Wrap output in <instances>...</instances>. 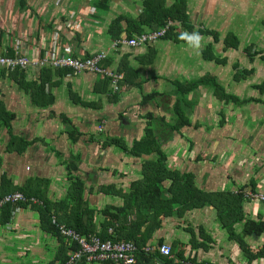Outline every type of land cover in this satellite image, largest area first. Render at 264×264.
I'll return each instance as SVG.
<instances>
[{"label":"crops","instance_id":"0c3cea01","mask_svg":"<svg viewBox=\"0 0 264 264\" xmlns=\"http://www.w3.org/2000/svg\"><path fill=\"white\" fill-rule=\"evenodd\" d=\"M165 1L168 6L174 2ZM98 2L0 0V57L16 41L24 43L29 57L58 50L63 56L87 58L106 51L111 61L108 68L115 70L127 58L141 79L139 87L120 86L117 101L111 103L113 93H101L99 76L68 72L46 86L54 101L42 108L0 68V191L26 186L28 194L42 191L44 199L56 205L50 210L56 221L71 213V207L60 204L67 198L72 179L78 178L85 185V204L95 210V231L100 232L109 220L102 211L115 214L123 206V198L114 192L127 193L130 184L142 178L143 161L153 156L130 157L121 149L103 148V139L90 138L95 137L98 119H102L105 132L115 128L110 137L130 146L143 135L149 113L155 118L156 133L169 137L162 147L168 169L194 174L197 188L209 194L264 192V91L260 89L264 82V0H186L191 24L216 33L219 39L197 35L195 29L189 33L195 41L189 44L161 40L151 45L155 59L144 66L139 60L145 61L147 46L112 51L113 41L107 35L108 24L116 16L141 14L142 0H109L106 7ZM228 34L236 42L226 47L223 40ZM208 45L220 63L203 59ZM207 74L233 99L220 101L212 88H197L187 98L191 109L185 108L190 125L173 134L165 125L175 121L172 82L193 81ZM25 75L27 81L39 80V70L27 69ZM153 93L159 97L141 107V98ZM78 100L95 103L96 108L82 107ZM201 118L211 121V126H203ZM69 126L80 133L74 143L67 134ZM203 129L205 138L211 139L208 147L188 148L187 133L199 135ZM70 163L77 169H70ZM3 179L10 184L1 189ZM109 186L113 189L100 192ZM239 214L243 218L235 217L240 221L229 228L219 222L213 206L164 217L146 243L145 248L152 249V263L141 259L137 264H176L179 258L196 264H264V258H247V253L256 254L264 247V233L253 236L246 228L247 222L264 224V203L242 200ZM41 220L34 205H20L7 221L0 212V264H62L65 257L70 258L72 244L44 230ZM133 220L122 214L115 227ZM115 227L109 226L107 232L113 233ZM162 244L172 248L171 258L159 254L157 247Z\"/></svg>","mask_w":264,"mask_h":264},{"label":"trees","instance_id":"16d2710c","mask_svg":"<svg viewBox=\"0 0 264 264\" xmlns=\"http://www.w3.org/2000/svg\"><path fill=\"white\" fill-rule=\"evenodd\" d=\"M108 2L109 0H99L98 3L101 5L100 7H106ZM169 21L173 22L174 26L169 27L166 35L161 40H172L177 44H189L195 41V37H191L189 35V33L191 34L195 31V27L191 24L189 19L186 0H174L170 6L167 5L165 0H142V13L136 18L122 15L116 16L108 24L107 35L112 41L119 40L123 35L127 39H131L146 32L159 30L165 27ZM196 31L197 35L207 34L212 36L214 41L219 39L216 33L208 30L198 28ZM231 40L234 41L232 42ZM223 42L227 47L236 42V39L232 34H228L225 36ZM151 47V45L147 46L145 61L142 57L140 59L143 62L139 60L143 66L151 65L155 59L156 51ZM15 55L14 49L8 47L2 54V57H14ZM202 56L203 59L208 62L213 61L215 63H220L221 61L211 51V45H208L203 49ZM72 57L76 58L75 56ZM89 57L91 56H88L87 58ZM101 65L103 67H109L111 65L110 59L103 62ZM4 71H8L9 76L13 78L19 89H24L25 92L29 93L32 102L42 108L52 105L54 101L53 96L46 90V86L52 84L54 78L71 72L67 69H52L50 67H44L39 70V80L31 82L25 79L26 70L15 69L13 71H9L4 69L2 72L5 73ZM115 71L121 76L120 86H140V74L131 67L127 58L117 64ZM99 79L100 81L98 83L102 87L101 93L105 95L111 94L112 90L109 80L105 78ZM172 85L175 88L173 94L176 99L172 110V113L175 115V121L173 124L165 125L173 134H177L183 127L190 125L185 108L187 110L191 109L192 105L187 98L188 95L191 92H194L197 88L203 86L212 88L214 96H216V98L220 101L227 102L229 99H233L225 93L223 88L218 84L217 80L210 74L193 81L182 83L172 82ZM262 86L263 87L260 89L261 91H264V82ZM117 93L112 94V99H110L111 103L117 101ZM73 97H75L74 101H76V96ZM157 97H159V94L157 93L147 95L141 98L140 103L142 106L147 105ZM79 104L82 107L87 106V108H96L95 103H84L80 101ZM120 117L122 116L120 115ZM145 119L146 126L144 128L143 135L139 139L134 140L130 146L126 144L124 140L117 139L115 137L108 136L107 138H103V148L115 147L121 149L124 153L134 158L153 156V159L143 161L141 169L142 178L132 182L127 193H123L121 191L114 192L118 193L123 198V206L117 209L115 214H109L108 211H102L105 217H109L106 226H103L100 232L95 231V226H93L94 223H92L93 216H95V210H89L87 204H85V185L78 178L72 179L67 198L60 204V206H65L66 208L69 207V209L71 207V213L68 217H66L67 219L63 218L61 220H56L57 225L63 224L66 228L72 229L82 236H97L102 241L111 240L113 242H133L138 249V252L135 255V264L139 263L141 259L145 262L152 263L154 256L152 254L145 253L144 249L146 247V243L151 239L152 233L159 229L162 218L172 215L181 216L184 212H188L189 210L213 206L218 213L219 222H221L226 228H229L232 224L238 222L239 219H235V217L240 216L241 219L243 218L239 214L240 202L242 200L245 201L242 194L233 195L227 192L221 194H209L203 192L195 185L194 174L181 173L176 170L168 169L166 165L167 156L163 152L162 147L163 143H165L164 141H166L169 137H164V135L159 132L156 133L157 129L153 126H156L157 124H154L155 118L153 114L148 113ZM62 121L65 126L69 125L68 121H65L64 118ZM101 121L102 119H98L99 123ZM161 121L164 122L165 120L161 119ZM69 127L71 128V126ZM102 133L104 132H99V136L103 135ZM67 134L72 143L76 142L80 136V133L73 128H71V132L69 131ZM71 135H75L77 138L72 139L70 137ZM93 139L95 138L91 136L90 140ZM172 140L173 138L170 141ZM68 167L74 170L77 169L73 163H70ZM9 184L8 180L3 179L1 189H3L5 185L8 186ZM27 188L28 186L20 189L11 188L9 190H1L0 198L18 191L29 199H35L37 201L35 204L27 203L21 205H34V207H36L41 213L42 228L47 232L57 234L58 237H61L57 227L51 222L53 216L51 217L50 210H55L52 209V207L56 205L48 203L44 199L42 191H39L37 194H28ZM111 189H113L111 186L101 187L100 192L106 194L108 190ZM11 211V205H6L0 209V212L4 213V221H7L9 216H11ZM54 212L56 214V211ZM122 214L126 219L129 215L133 216L134 220L130 224L125 223L123 227L116 228L115 223L118 224ZM109 226L115 227L113 233L111 234L107 232V228ZM141 228L144 229L142 232H140ZM246 228L249 229V233L253 236H259L264 233V224L262 223L247 222ZM72 246L71 251H76L77 247L75 245ZM247 258L249 259L248 261L256 258H264V247L256 254L247 253ZM68 260L69 257H65L62 264H66ZM180 260L184 261L182 258H179V261ZM191 263L196 264L192 261ZM169 264H173V262H169Z\"/></svg>","mask_w":264,"mask_h":264},{"label":"built area","instance_id":"2783aa9c","mask_svg":"<svg viewBox=\"0 0 264 264\" xmlns=\"http://www.w3.org/2000/svg\"><path fill=\"white\" fill-rule=\"evenodd\" d=\"M174 23L169 21L165 27L140 34L131 39L125 36L111 43L110 49L117 51L119 48H142L159 42ZM20 42L14 43V57H0V68L13 71L15 69L40 70L44 67L52 69H67L73 74H91L109 80L113 93L120 90L121 76L111 68L103 67L101 64L107 59V52L100 51L89 58H74L72 56H63L58 50H53L39 57H29L26 48H21ZM26 52V53H25ZM103 131V126L98 128V132ZM245 200L264 203V192H241ZM37 203L33 198L29 199L20 192L8 194L0 198V209L6 205L12 206L11 217L15 214L16 208L21 204ZM42 205V204H41ZM52 224L58 229L62 238L70 244L77 247L66 264H78L79 262L91 263H114V264H135V255L138 252L133 242H113L111 240L102 241L97 236H82L72 229L62 225H57L54 218ZM159 254L171 258V247L162 244L157 247ZM144 252L152 253V249L145 248ZM176 264H193L190 261L176 260Z\"/></svg>","mask_w":264,"mask_h":264},{"label":"rangeland","instance_id":"374dc122","mask_svg":"<svg viewBox=\"0 0 264 264\" xmlns=\"http://www.w3.org/2000/svg\"><path fill=\"white\" fill-rule=\"evenodd\" d=\"M68 18H69V16H68ZM195 29H197V27H195ZM200 29V28H199ZM201 29H203V30H205V28H201ZM208 31H210V30H208ZM194 34H192V36H193ZM21 48H24V43H20V45H19ZM208 63V62H207ZM210 63V62H209ZM140 106L142 107V105H141V103H140ZM141 107H139V109H141ZM135 111H136V109H135ZM143 113L144 114H147V111L146 110H144L143 111ZM200 121H201V123L203 124V126H205V127H208L209 128V126H211V124H210V122L211 121H209V120H205V119H200ZM95 125H96V123H95ZM100 126H103V131L102 132H104V133H102L103 135H101V136H99V132H98V128L100 127ZM154 128L156 127L155 125L153 126ZM114 127H111V128H109L108 130H107V132H105V126H104V124L102 123V121L100 122V124H97V132L96 131H94V138H96V139H99V137H100V139H103V138H107L108 136H111L110 134H112L113 132H115L114 131ZM209 133V132H208ZM212 135V134H211ZM204 129L202 130V132L198 135L197 134V132H188L187 133V137H188V139H186L187 140V143H185V145L186 146H188V148H190V147H192V145H193V147H195L196 145H201V146H204L205 148L206 147H208V143H210L211 142V139H208V138H205L206 136H204ZM203 137V138H202ZM213 136H211L210 138H212ZM213 139L215 140V138L213 137ZM189 142V143H188ZM126 143V142H125ZM191 143V144H190ZM127 144V143H126ZM203 156H205V153H204V155ZM233 195H239V194H242L241 192H237V193H232Z\"/></svg>","mask_w":264,"mask_h":264}]
</instances>
